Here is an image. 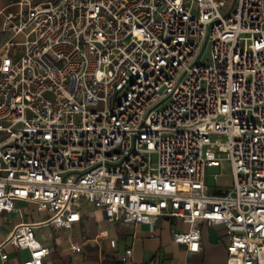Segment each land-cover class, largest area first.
<instances>
[{
	"label": "built area",
	"instance_id": "built-area-1",
	"mask_svg": "<svg viewBox=\"0 0 264 264\" xmlns=\"http://www.w3.org/2000/svg\"><path fill=\"white\" fill-rule=\"evenodd\" d=\"M17 6L0 12V218L19 201L49 217L14 226L2 263L12 248L42 264L35 230L70 229L85 203L114 223L177 220L188 253L220 226L226 264H264V0ZM224 165L231 184L211 191Z\"/></svg>",
	"mask_w": 264,
	"mask_h": 264
},
{
	"label": "crops",
	"instance_id": "crops-1",
	"mask_svg": "<svg viewBox=\"0 0 264 264\" xmlns=\"http://www.w3.org/2000/svg\"><path fill=\"white\" fill-rule=\"evenodd\" d=\"M23 1L35 5L47 0H0V12L16 11L17 3ZM224 1L228 6L233 2ZM19 203L27 206L30 204L19 201L15 211L0 218V241L5 240L13 227L20 223H41L47 221L49 217L47 213L37 211L33 205L29 214L23 213ZM81 216V221L70 229L57 228L45 223L35 230L37 240L50 250L42 264H226L227 235L225 229L220 226L203 224L201 251L188 253L184 246L175 244L172 240V230L187 229L186 225L177 220L159 218L151 223L133 225L114 223L108 212L85 203L81 209ZM103 226H112L114 233L103 240L101 249L97 250L91 242L96 238V230ZM47 227L53 232L52 240L45 232L36 234L37 230ZM67 232L75 238L71 239ZM110 240H115L114 248L110 246ZM71 243L79 245L81 252H72ZM86 247L90 249L87 250ZM125 249H131L132 255L126 262H122ZM6 252L11 264H15L19 257L29 256L27 251H15L12 248H7ZM0 264H3L1 260Z\"/></svg>",
	"mask_w": 264,
	"mask_h": 264
},
{
	"label": "rangeland",
	"instance_id": "rangeland-1",
	"mask_svg": "<svg viewBox=\"0 0 264 264\" xmlns=\"http://www.w3.org/2000/svg\"><path fill=\"white\" fill-rule=\"evenodd\" d=\"M198 62L202 64H207L210 61V48L209 45H206L202 51L199 54V58L197 59ZM223 172L225 175L219 176L215 182L214 175H217L220 173L219 167H208L206 170L207 173V185L210 187L211 191H217L216 184L217 186L220 187L221 191H225L227 187L230 186L231 184V177H230V172L229 169L227 168L226 165L223 166ZM19 207L21 209V212L23 213H28L32 211V204H29L28 206L24 203H19ZM41 216V213L39 214ZM41 232H45L49 239L52 240L53 232L51 228H42L36 231V234L38 235ZM114 233V229L112 226H103L102 228H98L96 230V238L94 241L91 242L93 246H96L97 250L101 249V245L103 240L107 239L109 236H111ZM70 235L71 239H74L75 237L69 234L68 232L66 233ZM87 250L90 249V247H86ZM24 254V253H22Z\"/></svg>",
	"mask_w": 264,
	"mask_h": 264
}]
</instances>
